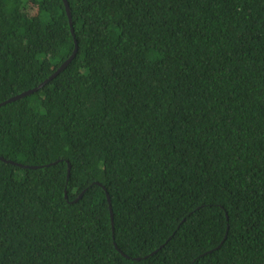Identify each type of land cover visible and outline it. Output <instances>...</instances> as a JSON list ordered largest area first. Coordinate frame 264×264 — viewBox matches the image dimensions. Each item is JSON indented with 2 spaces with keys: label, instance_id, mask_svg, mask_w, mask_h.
I'll return each mask as SVG.
<instances>
[{
  "label": "trees",
  "instance_id": "1",
  "mask_svg": "<svg viewBox=\"0 0 264 264\" xmlns=\"http://www.w3.org/2000/svg\"><path fill=\"white\" fill-rule=\"evenodd\" d=\"M68 1L0 0V104L78 46L0 106V264H264V0Z\"/></svg>",
  "mask_w": 264,
  "mask_h": 264
},
{
  "label": "water",
  "instance_id": "2",
  "mask_svg": "<svg viewBox=\"0 0 264 264\" xmlns=\"http://www.w3.org/2000/svg\"><path fill=\"white\" fill-rule=\"evenodd\" d=\"M65 2V5H66V8H67V11H68V15H69V18H70V23L71 25L73 24V19H72V14H71V9H70V4H69V1L68 0H64ZM77 52H78V46L76 47L75 51L73 52V54L71 55V57L65 61L61 67H59V69L53 74L51 75L48 79H46L43 83H41L39 86L33 88V89H30V90H27L25 92H22L6 101H4L3 103L0 104V106L6 104V103H9V102H12V101H16L20 98H23V97H26L32 93H35L37 92L40 88L44 87L46 84H48L51 80H53L56 76H58L64 69H66L68 67V65L72 62V60L75 58V56L77 55ZM0 160H3L5 162H10V163H13L15 165H19V166H23V167H30V168H36V166H26V165H23V164H19V163H15V162H12L10 160H7L5 157L3 156H0ZM42 167V166H41ZM108 200H109V203H110V209H111V213H113V208H112V203H111V197L108 193ZM112 217H113V214H112Z\"/></svg>",
  "mask_w": 264,
  "mask_h": 264
}]
</instances>
